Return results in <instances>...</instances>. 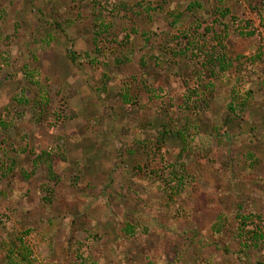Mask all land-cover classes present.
Masks as SVG:
<instances>
[{
	"label": "rangeland",
	"instance_id": "374dc122",
	"mask_svg": "<svg viewBox=\"0 0 264 264\" xmlns=\"http://www.w3.org/2000/svg\"><path fill=\"white\" fill-rule=\"evenodd\" d=\"M32 1L0 0V264H264V0Z\"/></svg>",
	"mask_w": 264,
	"mask_h": 264
},
{
	"label": "trees",
	"instance_id": "16d2710c",
	"mask_svg": "<svg viewBox=\"0 0 264 264\" xmlns=\"http://www.w3.org/2000/svg\"><path fill=\"white\" fill-rule=\"evenodd\" d=\"M36 0H33V2H35ZM36 5V4H35ZM192 4H190L188 6V8H191ZM260 14V11H257ZM221 15L226 18L227 17V11H224L221 13ZM192 23H196L197 25V20H195V18L193 17ZM261 23L263 25V30H264V19L261 20ZM247 26H250L249 23H246ZM254 32L253 29L250 27H248L245 31H240L239 33V37L242 39H247V38H251L253 37ZM186 37V35H184ZM263 58V54L259 53L254 55L251 59H249L250 64H255L258 61H261ZM73 60V58H71ZM237 59L239 60V56L237 58H234L233 60L228 59L225 55L218 57V58H214L213 60L208 62L209 65V71H210V77L212 79H215L217 77H219L220 75H222L223 73L232 70L234 64L237 62ZM225 75V74H224ZM208 90L213 91L211 85L212 84H208ZM120 99L123 100L124 102H127V98L126 95H120ZM234 99V98H233ZM227 112L225 113V118L223 119V123L224 125H228L233 118V114H236V106H235V101L233 100L230 104H228L227 106ZM240 111L242 112L243 109H240ZM44 173H45V179L46 181L50 182V183H54L57 184L60 181V176L58 174H56L53 170V162L52 159L48 156V158H46L43 161V167H42ZM28 178V176H27ZM243 223H245L248 220V217H243L242 218ZM244 226V224H243ZM258 231V229H257ZM261 231V230H260ZM252 232L251 236H245V240L242 241L241 243V249L244 255L250 256L252 255L253 251H257L259 248V246H261L262 241L264 239V235L261 234V232Z\"/></svg>",
	"mask_w": 264,
	"mask_h": 264
},
{
	"label": "built area",
	"instance_id": "2783aa9c",
	"mask_svg": "<svg viewBox=\"0 0 264 264\" xmlns=\"http://www.w3.org/2000/svg\"><path fill=\"white\" fill-rule=\"evenodd\" d=\"M255 33H256V37L258 38L259 42H260V46L261 48L263 49L264 51V30L263 29H257L255 30Z\"/></svg>",
	"mask_w": 264,
	"mask_h": 264
}]
</instances>
